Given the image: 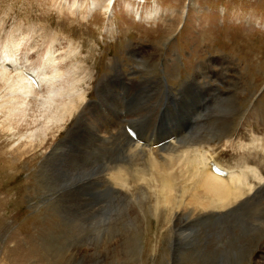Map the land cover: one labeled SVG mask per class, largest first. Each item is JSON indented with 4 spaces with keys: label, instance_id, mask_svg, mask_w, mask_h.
I'll list each match as a JSON object with an SVG mask.
<instances>
[{
    "label": "rangeland",
    "instance_id": "374dc122",
    "mask_svg": "<svg viewBox=\"0 0 264 264\" xmlns=\"http://www.w3.org/2000/svg\"><path fill=\"white\" fill-rule=\"evenodd\" d=\"M92 1L0 0V46L9 37L4 44L9 50L2 45L0 57L9 53L23 61L17 54L27 47V65L38 54L63 59L62 70L72 71L79 83L70 99L79 100L84 93L101 101L107 108L100 113L101 128L107 129L124 122L115 103L121 102L123 111L131 106L130 118L153 121L165 102L174 106L170 93L182 98L188 93L194 102L192 92L211 82L216 88L210 89L211 102L200 114L189 112L187 131L204 136L220 165L239 167L253 153L252 165L264 173V0H115L113 14L99 9L87 13ZM78 2L85 8L79 9ZM157 5L161 19L149 20ZM153 47L157 59L147 65L144 53ZM38 64L36 59L30 66ZM197 71L203 74L195 83ZM118 75L143 84L129 95ZM112 87H118V95L127 91V103L123 95L116 100L109 95ZM0 90V264H264V197L258 204L237 207L239 215H227L232 221H213L199 209L189 213L194 208L179 201L181 196L175 198L181 205L175 211L161 203L155 208L156 179L145 182L153 193L147 198L135 188L117 192L105 179L109 171L96 176L118 154L109 157L86 129L71 135L78 123L74 118L53 137L45 127L49 137L40 148V137L34 147L26 145L19 129L8 131L3 125L7 95L5 88ZM107 94L114 103L103 101ZM42 95L38 93V102L45 101ZM33 99L23 104L26 113ZM132 99L139 101L138 111ZM229 121L232 130L220 134ZM205 126L215 130L213 136L203 131ZM255 136L262 137L260 152L235 145L251 143ZM232 139L234 145H229ZM58 149L65 158L53 162ZM83 155L102 167H82ZM89 173L97 178L90 179Z\"/></svg>",
    "mask_w": 264,
    "mask_h": 264
},
{
    "label": "bare ground",
    "instance_id": "6f19581e",
    "mask_svg": "<svg viewBox=\"0 0 264 264\" xmlns=\"http://www.w3.org/2000/svg\"><path fill=\"white\" fill-rule=\"evenodd\" d=\"M114 1L115 0H94L92 1L91 5H88L86 7V11L87 13H89L90 11L99 9L101 11L107 12L108 14H113ZM82 6H84L83 3H77V7L79 9H81ZM162 12L163 11L160 5H157L156 8L150 10L148 19H155L154 21H157L161 19ZM185 12L186 11L184 10V13ZM169 29L172 33L175 29V26L173 25ZM8 39L9 37L4 41V43L1 44V46L4 45ZM4 48L6 49V51L9 50V45H6ZM153 49V51H146V53H144L145 59H143L144 63H146L147 65H151L157 59V49L156 47H153ZM11 52L12 51H10V53ZM28 52L29 49H27V47L24 48V52L22 55L17 52L18 57L23 56V61H19L18 58L9 53L7 55H4V57H0V61L2 60L0 66V89L5 88V94L7 95L5 96L7 98L4 101V104L2 103L5 110L3 125L6 129H8V131L12 129L15 130V128L19 129V136H24L28 140L26 145L31 144V146L34 147L35 144L33 143L35 142V139L37 137H40V144H37V146H39L40 148V145H43L48 141L49 135H51L50 137H53L54 134L61 131L62 128L65 127L69 119L74 118L78 121V123L73 128L71 135H76L82 129H86V131L89 132V135L100 143V149L103 150L109 157L118 154L117 157H115L116 159L112 158L113 163L110 162L106 165V171H103L101 173L96 172V176H104L109 171V173L105 176V179L113 184L117 192L130 193V190L132 188H135V190L139 191L147 198H150L153 193L149 190L150 188H146L145 182L148 179H151L152 181L156 179V181L159 183V187L155 188L154 192L155 208H158V205H160L161 203L168 206V211H175V208L181 206L180 203H178V200L175 198L181 196V199L179 201L184 200L186 202V205H191L194 208L189 213H193L198 209L204 210L214 221L216 219H221V217L229 219V216L227 215L233 213V216H237L239 215L238 211H242L238 209L236 210L237 207L258 204L259 199H261V197H264V192H261L259 189V187L261 186L262 190V187L264 186V174L262 173V170L259 169L258 165H252L254 161V159H252L253 153L251 154L250 158H247L242 162V165L239 162V167H226V173L224 174L216 170H212L210 159L214 156L212 155L210 150H208L209 142L205 140L204 136L197 134L196 131L193 135H191L190 132L187 131L188 128L186 125L189 123V121H191L189 120V112L197 111L194 112V114H200L205 110V106H207L209 101L211 102L213 92H211L210 89L216 90V88L211 83H206L207 86L204 87L206 90H204L203 88L202 90L197 91V93L192 92L194 97L196 94L194 102H191L188 99V93L186 94L185 98H182L181 95L180 97H176L178 105L183 106L184 109L182 111L186 112V117L182 122L176 123L175 129H173L172 127L170 128L174 131V135L170 137L169 141L165 145L155 146L152 144L159 139L169 137L170 135L167 134L160 136L162 135V133H145L144 137V133L140 134L138 131V127L135 126L137 128V137H131L126 129H124V122L128 121V119H131L132 122L130 123L133 124V122H135V120L139 118L137 114L136 118L129 117L128 114L132 113L131 106L124 108L126 110L125 116H123L124 122L119 124L118 120L112 126L111 124L109 125V120L108 127L110 128H101L102 124L100 123V119H103L101 110L99 111V105H101V101L96 102L94 99L89 98L84 93L81 94L82 98L79 100L70 99V93L74 91L79 83L74 81V78H76V76L73 77L74 75L72 74V71L68 69L62 70L63 67L61 66V64L64 60H58V58L54 55L43 56L41 54H38V57H35L32 62L27 65L25 61L28 58ZM36 59L39 64L37 66L32 65L33 67L30 66L31 64L36 63ZM23 66L29 68L32 71L31 73L33 74L34 78H36V80L32 79L26 74H23ZM204 68H209V66H205ZM201 74H203V72L197 71L193 77V82L196 83V81H199V76ZM144 78L145 80L149 79L145 76ZM80 79L82 80V78H77L76 80L79 81ZM116 80H118V83L120 85L126 86V89L129 91V95L138 90L139 85L141 86V84H143L142 82L141 84H139L138 81L125 79L120 75L116 77ZM198 86H200L199 82ZM99 88L101 89L102 86H99ZM115 90H118V87H112L109 95H112L116 100L119 99L120 95H118L117 92L115 93ZM206 91H208L207 94ZM40 92H44V95L42 96L46 97L45 101L42 102L40 100L42 103L38 102L37 99V95ZM126 95L127 94L122 96H125V103H127ZM102 98L103 101L104 99L111 101L108 97V94L107 98ZM32 99L33 102H31ZM27 100H31L30 104L32 105V107L31 112L26 113L25 109L23 108V104ZM196 101H200L203 104H201L199 107L198 104H196ZM120 103H115V105H113L114 108H121L119 116L120 114L122 115L123 112V106ZM138 103L139 101H135L133 99L131 101V104L134 107H137V111L139 109ZM165 106V112L169 113L171 107L170 101H167L162 105V107ZM24 107L27 109V106ZM28 115L30 116L29 120V117L27 118ZM100 115L102 117H100ZM25 117L27 119L25 120V123H23ZM40 117H42L43 120ZM40 120H42L43 124H37V121ZM23 124H25V126ZM168 124L169 126H172V121L170 119L168 120ZM103 125H105L104 122ZM196 125L197 123H194L193 127ZM45 127V130H50L49 135H46L47 131L46 133L45 131L43 132V129ZM231 130V122H226V124L223 125V129L220 134L226 135ZM203 131L213 136L215 130L212 127L205 126L203 128ZM217 135L219 134L217 133ZM259 139L260 137L255 136L253 139L254 141H252L251 143L236 142L235 145L239 147L238 149L244 150V152H252L255 148H257L255 152H260L262 151V137L261 140ZM234 142L235 141L233 139L228 140L229 145H234ZM246 154H248V152ZM53 158V162H58L59 160H61V158L65 157H63L62 155V151L58 149V152L53 153ZM80 158L82 159V162H85L82 164V167L92 166L95 165V163L98 168L102 167L95 159L91 160L84 155ZM89 174H91L90 179L95 180L97 178L92 177V175H94L95 173ZM89 174L83 175V177ZM124 177H126L125 179L131 181L132 183L128 184L129 181H125ZM177 184H179V188H177ZM237 202H241V205L237 206ZM218 211H220L219 214H215ZM160 212L161 210L155 209L156 214H159ZM167 214L169 215V213ZM131 246V243L130 246L126 244V249L131 248Z\"/></svg>",
    "mask_w": 264,
    "mask_h": 264
}]
</instances>
